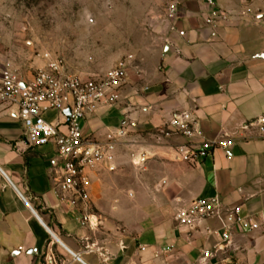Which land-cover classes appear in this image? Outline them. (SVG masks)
Instances as JSON below:
<instances>
[{
  "label": "crops",
  "instance_id": "1",
  "mask_svg": "<svg viewBox=\"0 0 264 264\" xmlns=\"http://www.w3.org/2000/svg\"><path fill=\"white\" fill-rule=\"evenodd\" d=\"M178 7L161 31L159 67L142 76L129 67L120 102L85 123L94 138L117 140L111 156L88 171L95 226L82 225L80 210L61 197L55 149L28 146L19 120L0 107V264H199L206 236L188 238L174 220L175 199L213 194L260 223L234 231V255L241 264H264V138L240 130L264 118V0H215V28L205 21L211 8L204 0ZM183 111L207 139L233 144L198 162L174 159V147L188 140L163 132ZM124 150L141 163L131 164ZM202 225L217 227L214 220ZM165 245L172 255L160 254Z\"/></svg>",
  "mask_w": 264,
  "mask_h": 264
},
{
  "label": "built area",
  "instance_id": "2",
  "mask_svg": "<svg viewBox=\"0 0 264 264\" xmlns=\"http://www.w3.org/2000/svg\"><path fill=\"white\" fill-rule=\"evenodd\" d=\"M180 1L170 4V20L178 17ZM204 1L211 8L205 21L215 28L221 14L215 12V0ZM44 58L46 65L29 76L0 69V106L19 120L28 146L55 149L53 163L60 168L57 188L61 197L69 206L80 210L82 225L95 226L97 220L90 213L88 171L111 156L117 140L94 138L85 132V123L100 109H111L120 102L128 81L129 64L120 59L103 75L93 77L68 71L64 59L50 52L45 53ZM168 126L170 131L163 132L167 136L175 133L188 140L174 147L173 157L178 161L198 162L215 149L227 150L233 144L230 138L207 139L189 111L174 113ZM240 130H255L264 138V118L245 121ZM177 203L174 220L185 228L188 238L193 239L197 232L206 236L199 264H241L234 255L233 234L237 228L243 232L259 229L256 219L245 216L241 206H224L218 194L189 202L177 198ZM207 220L216 221L217 227H203ZM212 237L214 241L209 242ZM160 254L172 255L173 247L162 246Z\"/></svg>",
  "mask_w": 264,
  "mask_h": 264
},
{
  "label": "rangeland",
  "instance_id": "3",
  "mask_svg": "<svg viewBox=\"0 0 264 264\" xmlns=\"http://www.w3.org/2000/svg\"><path fill=\"white\" fill-rule=\"evenodd\" d=\"M173 1L0 0V69L29 76L46 65L44 54L50 52L64 59L68 71L83 76H101L120 59L134 75L151 73L159 67L161 31L171 21ZM120 153L131 164V158L137 160L133 164L143 159Z\"/></svg>",
  "mask_w": 264,
  "mask_h": 264
},
{
  "label": "water",
  "instance_id": "4",
  "mask_svg": "<svg viewBox=\"0 0 264 264\" xmlns=\"http://www.w3.org/2000/svg\"><path fill=\"white\" fill-rule=\"evenodd\" d=\"M69 112V111H68Z\"/></svg>",
  "mask_w": 264,
  "mask_h": 264
}]
</instances>
